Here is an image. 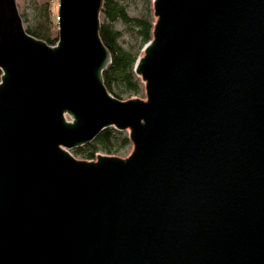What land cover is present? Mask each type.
I'll use <instances>...</instances> for the list:
<instances>
[{"label":"water","instance_id":"1","mask_svg":"<svg viewBox=\"0 0 264 264\" xmlns=\"http://www.w3.org/2000/svg\"><path fill=\"white\" fill-rule=\"evenodd\" d=\"M105 0H58L54 46L0 0V264H264V0H152L111 95ZM126 158L77 160L106 129Z\"/></svg>","mask_w":264,"mask_h":264},{"label":"trees","instance_id":"2","mask_svg":"<svg viewBox=\"0 0 264 264\" xmlns=\"http://www.w3.org/2000/svg\"><path fill=\"white\" fill-rule=\"evenodd\" d=\"M151 1L148 2V9L142 17H130L125 7L119 0H105L100 27V38L103 45L111 55V64L103 73V81L107 91L115 98L120 99V95L126 93L137 95L142 85L134 74V65L139 56L122 48L118 42L120 33L116 31L113 24L121 22L135 33L139 40L140 47L143 48L151 40L153 29V18L151 11ZM40 21L33 26L26 28V32L31 37L54 46L57 36L51 37V22L48 15L40 17ZM130 146L128 135L124 132H117L113 129L102 131L99 136L88 146L77 149L74 155L82 156L87 161H93L97 154L103 152L106 155H114Z\"/></svg>","mask_w":264,"mask_h":264},{"label":"rangeland","instance_id":"3","mask_svg":"<svg viewBox=\"0 0 264 264\" xmlns=\"http://www.w3.org/2000/svg\"><path fill=\"white\" fill-rule=\"evenodd\" d=\"M19 14L23 21L24 28L33 26L39 21L44 23L40 18L42 15H48L51 22V37L55 38L57 36V9H58V0H15ZM119 2L125 7L127 14L130 17H142L145 15L148 9L147 0H119ZM151 11H152V1H151ZM153 18V16H152ZM104 22L101 15V23ZM113 27L116 31L120 33V38L118 40L120 46L126 51L131 53H137L139 56L142 55V49L140 47L139 40L137 39L134 32H132L127 26L121 22H116L113 24ZM138 56V57H139ZM141 83V82H140ZM142 88L137 95L122 94L120 99L126 101L132 98H137L141 100H146V95L144 91V86L141 83ZM126 133V132H124ZM127 134V133H126ZM74 151H71V154L81 161H87L82 156L74 155ZM132 151V145L121 150L120 152L114 155H106L103 152H100L98 155L101 156H115L118 158H126ZM95 161V159L93 160Z\"/></svg>","mask_w":264,"mask_h":264},{"label":"built area","instance_id":"4","mask_svg":"<svg viewBox=\"0 0 264 264\" xmlns=\"http://www.w3.org/2000/svg\"><path fill=\"white\" fill-rule=\"evenodd\" d=\"M98 156V154L96 155V157ZM96 157H95V159H96Z\"/></svg>","mask_w":264,"mask_h":264}]
</instances>
